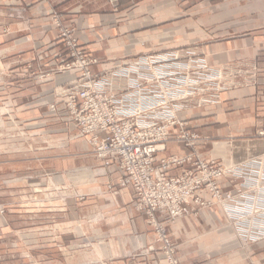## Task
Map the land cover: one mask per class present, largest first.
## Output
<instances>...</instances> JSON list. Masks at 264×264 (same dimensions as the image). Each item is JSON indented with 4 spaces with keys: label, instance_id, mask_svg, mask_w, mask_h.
Returning a JSON list of instances; mask_svg holds the SVG:
<instances>
[{
    "label": "crops",
    "instance_id": "1",
    "mask_svg": "<svg viewBox=\"0 0 264 264\" xmlns=\"http://www.w3.org/2000/svg\"><path fill=\"white\" fill-rule=\"evenodd\" d=\"M53 14L63 25L74 27L87 55L99 60L91 65L93 72L122 68L144 53L165 57L162 63L171 61L155 67L170 69L172 76L164 81L167 84L162 79H148L143 89L164 98L165 104L157 105L155 114L173 111L185 128L199 136L197 152L201 158L230 157L242 162L264 151V0H0V57H13L8 64L17 67L23 64L20 62L26 54L35 59L41 48L51 54L58 50L65 53ZM196 56L207 60L209 71L254 66L257 74L253 81L238 77L239 85L225 90L221 77L204 83L202 87L218 85L220 99L213 105L198 106V93L191 96L190 87L185 91L180 88L175 96L173 89L175 83H182L181 74H186L178 70V65L186 62L184 58L190 63ZM58 62L46 64L45 70H54ZM205 75L206 70L199 69L195 77L205 79ZM76 77L77 73L67 71L41 82H25L21 92L14 95L24 103L31 118L54 116L64 123L57 128L43 127L42 133L49 137L50 133L56 134V139L65 141L54 139L52 144L50 139L45 145H37L28 157L33 174L41 177L38 184L46 185L50 177L55 188L65 189L70 195L64 206L44 212L47 217L43 227L49 236L44 239L46 253L52 258L56 246L61 250L66 245L75 247V252L59 253L54 264H168L147 225V215L132 206L133 192L120 187L117 164L105 167L95 157L86 138L76 132L73 124L64 122V105L56 112L48 110V103L60 102L56 96L59 89ZM169 83L172 89L167 91ZM113 86L122 88L117 89L118 96L129 93L132 101L140 100L141 106H146L137 93L124 91V82L113 81ZM202 97L205 99V94ZM174 129L181 131L180 127ZM220 143L229 149H218L216 144ZM189 150L183 141L168 143L158 158L182 157ZM3 179L0 174V183ZM72 191L78 197H72ZM221 213L214 205L168 225L180 263L264 264V240L247 242L237 238ZM37 228L34 223L28 231L30 238L39 243Z\"/></svg>",
    "mask_w": 264,
    "mask_h": 264
},
{
    "label": "built area",
    "instance_id": "2",
    "mask_svg": "<svg viewBox=\"0 0 264 264\" xmlns=\"http://www.w3.org/2000/svg\"><path fill=\"white\" fill-rule=\"evenodd\" d=\"M51 17L66 52H47L45 56L52 55L51 60L55 62L59 60L54 71L77 73L76 79L59 93V103L64 105L67 112L66 119L74 125L79 135L90 142L96 157L103 161L105 167L117 164L121 172L120 187L133 192V208L147 215V224L155 232L168 264H181L166 227L168 223L189 214L197 215L199 209H209L214 205L233 218L253 216L255 219L264 215V209H257V206L261 207L260 197L250 193L257 192L253 190L255 186L263 192L264 197V186L254 185V181L256 184L258 181L256 168L264 163V157L255 159L251 167L248 163L227 165L217 159L205 160L197 152L198 135L185 128V123L179 121L173 111H167L162 116L153 112L157 105L165 104L164 98L155 97V91L149 93L143 87L148 79L158 81L167 76L163 70L153 73L152 65L160 62L158 57L140 59L130 66L105 71L97 79V74L101 72L91 71V65L98 61L87 55L75 35L76 29L63 25L55 14ZM187 72L191 73V76H186L187 86L191 90L196 89L198 85L194 80L197 76L193 74L192 65H187ZM113 81L124 82V91L131 89V92L137 93L147 103L146 106L142 107L140 100L132 101L129 93L118 96L117 89L122 88H114ZM180 88L181 83H175L174 96ZM174 100L177 98L174 97ZM58 108L56 104L51 106L52 111ZM149 110L151 115L147 116ZM174 127L185 130L177 132ZM178 141H183L190 148L186 155L158 158L168 143ZM176 169L181 170L173 174L172 171ZM237 180L252 191L238 189L242 191L238 195L224 189L225 182L233 184ZM250 223L251 227L263 226L261 222ZM235 225L242 227L246 223L236 220Z\"/></svg>",
    "mask_w": 264,
    "mask_h": 264
},
{
    "label": "rangeland",
    "instance_id": "3",
    "mask_svg": "<svg viewBox=\"0 0 264 264\" xmlns=\"http://www.w3.org/2000/svg\"><path fill=\"white\" fill-rule=\"evenodd\" d=\"M47 52H49V50L47 49L44 48L38 49L35 54V59H33L34 55L31 54L27 56L26 54V58L20 62V63L23 62V64H20V66L17 65V67H13L11 64H8V62L11 61L13 57H7V56L0 57V63H3L0 64V174L4 176V179L0 183V264H54L53 262L56 259L59 260V253L63 252L66 254L67 252H75V247H72L71 245H66L62 247V250L59 246L54 247L53 249H56L57 253H54L52 255L53 256L52 258L50 257L49 253H46V246L44 245V239L49 236L46 234L48 233V230L43 227L44 218L47 217L44 212L50 211V209L54 211V209H56L57 207L64 206L65 204H67V200L68 198H70V195L68 196V194H65L67 191L65 189L61 191L59 188H55L54 183L49 179L50 177L47 179L48 183H46V185L38 184L40 183L38 182L39 180L42 181L41 177L35 176L33 174L32 162L30 163V161L28 160V157H31L29 156V154L33 150L34 151L37 150L35 149L37 145L40 144L45 145L46 143L51 141L50 139H52V144L58 140L62 142L65 141V139H56L54 137V135L56 134L50 133L51 137H49V136H45L42 133L43 127L57 128L59 126H62L64 123H62L60 117L57 118L54 116L49 118L46 117L41 118L39 116L36 119L31 118V115H27V111H25L27 108L23 107L24 103L14 97L15 94L21 92L22 85L25 82H32V83L35 81L41 82L48 77L51 78L53 76H58L64 73V71L60 73H58V71H54L57 67L53 71L45 70V65L50 62H53V60H51L52 55H50L49 57L45 56ZM41 55L45 57L43 59H40L39 56ZM157 56L158 55L155 54L144 53L132 58L130 62L132 64L140 59L143 60V59L155 58ZM161 56H165V55H161ZM59 58L60 57H58V59ZM162 59H166V58L165 57L159 58L158 60L160 62L152 65L154 71L153 73L159 72L158 70H155V67L157 65H167V63L169 64L171 63V61H167V60L166 62L162 63L161 62ZM183 60H185L186 62H183V64L178 65V70L181 69L182 72L186 73V74H181V76H183V79L181 81L182 82L181 86L184 89V91L188 85L186 82V76L188 74L187 65L189 64L192 65L194 75L199 72V69L206 70L205 79H203V76L202 78H200V76H197L196 79L194 80V83H196V85L198 86L196 87V89L191 90L194 96L196 95V93H198L199 101L196 104L198 106L199 104L213 105L218 103L220 99L218 93V91H220L219 86L210 85V86L202 87L201 85H203L204 83L210 84V81L214 82L216 79L221 77L222 79L221 82L223 81L221 86L225 90L231 87L233 88L238 86L239 85L237 79L238 77L244 79V81L247 80L253 81L257 74V68L254 66L245 69L234 68V69H224L223 71L215 72L213 70L209 71L207 60H203L198 56H196V58L194 57L192 59V62L190 63H187V58H184ZM248 60L250 62L251 59ZM97 61L99 62L98 59ZM163 71L164 73L167 74V72H169L170 69L165 68V70L163 69ZM51 73L53 74V76L50 75ZM104 73L106 72L103 71L101 73H98L97 79H100ZM222 76L225 78L223 79ZM170 78L171 75L169 72V74H167V76L163 78V82L165 81V79H170ZM150 81H154V80L151 79ZM146 82L148 83V81ZM217 82H220V80H218ZM166 86H168L169 88V89L165 88L167 91L172 89L171 83H169V85ZM202 89H206L204 93L201 92ZM211 89L212 91L211 93H209ZM61 91L62 89L60 88L56 95L59 100H60L59 93ZM204 94L206 96L205 99H203L202 97ZM205 100L207 101L205 102ZM53 104H56L59 107L63 105L57 101L48 103L47 104L48 110H50L51 112H56L51 110V106ZM33 122H35L37 125L36 126H34V124L32 125ZM64 122H68L72 124L68 120L67 121L64 120ZM180 130L181 131L185 130V128L180 127ZM174 131L176 130L174 129ZM54 139L56 140L54 141ZM86 141L92 147L94 152V147L90 144V142L87 139ZM228 142L229 145H231L232 140L230 139ZM171 143H175V142H171ZM216 146L218 149L224 148L225 151L229 149L227 148V146L225 145L223 146L221 143L216 144ZM37 152H43V151H37ZM260 157H264V151H262L257 156L244 160L242 162H234L230 157L212 158V159L224 161V163H226L227 165L248 163V166L251 167V165L254 164V160ZM1 161H5V162L1 163ZM255 172L258 181L257 184L256 181H254V185H258L259 187L264 186L263 183L264 163L258 165ZM33 183H37L38 185H33ZM245 187L248 186L243 184V182L240 183V180H237L233 184L229 182L224 183L225 190L234 191L238 195L241 194L242 191H252L246 189ZM253 188H254L253 190L257 192H250V193L253 196L258 195L260 197L261 207L257 206V209L262 211V209H264V197L262 195L263 192L262 191L260 192L258 187L254 186ZM238 189H241L242 191H239ZM71 196L78 197L75 191H72ZM132 206H133V202H132ZM221 217L223 220L227 221L233 227L232 228L233 234L237 238L247 242L249 241L258 242L264 240V215H261V218L256 217L255 219H253V216L249 218H247L246 216L233 218V217H229L225 213H221ZM236 220L245 221L246 225L242 226L245 228L235 225ZM250 222H261L263 226L251 227ZM34 223H36L38 227L36 233L40 241L39 243H37V240H35L36 241L35 242L29 236L28 228H30L31 225H34ZM172 223H174V221L167 224L166 226L167 229H168V225L169 224L171 225ZM174 243H175L177 255L179 257L177 251V244L175 241ZM78 248L81 249L83 248V246H78ZM65 264L67 263L65 262Z\"/></svg>",
    "mask_w": 264,
    "mask_h": 264
}]
</instances>
